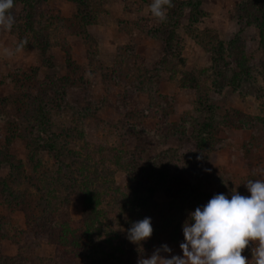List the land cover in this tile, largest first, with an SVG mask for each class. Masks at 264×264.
<instances>
[{"label":"rangeland","instance_id":"rangeland-1","mask_svg":"<svg viewBox=\"0 0 264 264\" xmlns=\"http://www.w3.org/2000/svg\"><path fill=\"white\" fill-rule=\"evenodd\" d=\"M127 1L129 7L123 0H91L87 8L77 0H36L32 18L27 5L18 2L11 9L12 29L0 27V256L14 257L18 264H92L104 257V244L92 243L78 252L55 239V223L79 226L84 195L69 193L83 190L92 179L111 188L102 198L108 220L121 199L149 203L143 216L129 217L123 231L127 255L113 253L120 263L111 264H137L163 244L172 255L182 256L179 226L190 212L216 194L230 196L236 190L250 195L244 184L264 179V51L258 28L239 18L245 0H183L200 1L202 13L198 26L188 25L186 18L181 22L177 50L184 63L167 56L161 36H146L130 26L153 18L150 4ZM193 31L201 37L195 38ZM213 32L228 47L238 36L242 40L251 72L235 68L243 74L239 82L228 78L229 63L236 61L227 55L228 65H220L227 77L217 74L216 43L208 39ZM21 42L24 46L16 52ZM5 48L13 54L7 55ZM121 49L126 51L123 62L137 61L130 73L142 68L151 71V79L144 74V84L128 87L124 66L122 76L114 77L121 70ZM165 58L167 67L162 65ZM47 78L61 79L64 89L50 90L40 99L38 85ZM198 101L221 117L231 114L233 124L221 127L191 173L169 176L148 192L154 176L128 159L136 152L140 130H154L161 118L168 124L192 119ZM154 105L166 112L151 116ZM85 109L90 113L86 118L80 112ZM239 112L260 118L262 124H247L238 119ZM48 140L59 152L47 146ZM170 140L168 147L183 144ZM108 149L122 156L124 168L106 161ZM155 153L146 154L140 164ZM178 207L183 212L179 220L173 217ZM144 217L151 218L153 234L138 246L127 239V230ZM252 247L254 242L242 253L248 260Z\"/></svg>","mask_w":264,"mask_h":264},{"label":"trees","instance_id":"trees-1","mask_svg":"<svg viewBox=\"0 0 264 264\" xmlns=\"http://www.w3.org/2000/svg\"><path fill=\"white\" fill-rule=\"evenodd\" d=\"M90 1L91 0H77V3L88 8L89 6H87V4H89ZM123 1L126 2L127 6L129 7V2L127 0ZM18 2H22L27 5V7L30 9V11H28L29 17L32 18L31 9L34 6L36 0H14V6ZM138 3L139 4L137 6H142L143 4H151L152 2L151 0H140V2ZM200 7V1L195 3L193 1L188 2L183 0H172V6L167 8L166 19L164 21H159L155 17H153L152 19H139L134 22H130V26H134L136 30L140 31L146 36H161L164 40L167 56H172L179 62L184 63V60L179 59L180 53L177 50L180 44L179 37L182 29L181 22L183 18H186L188 25L194 27L196 25L198 26L199 17L200 15H202ZM187 10H189L188 14H186ZM239 18L241 21L246 20L248 24H254L258 28L261 48L262 51H264V0H245L242 4L241 14ZM193 33L195 34L193 35L195 36V38L201 37V34H198L197 31H193ZM208 39L210 40V42L216 43V48H213V53L217 74L222 73L224 75L223 78L227 77V74L223 73L222 69H220V65L227 66L228 63H226V60L228 57L229 59H233L236 61V64L234 65H232V63H229V68L227 69V71L230 75H228V78L231 80L236 77L237 79H234L233 83H235L236 81L239 82L242 79L243 74H236L237 72L235 68L242 70L243 73L248 72L250 68V62L248 61L249 58L247 57L246 51L244 50V44L242 40L239 39L238 36L228 47L223 41L220 40L216 32H213L211 39ZM37 42L39 47L45 48V45H43V43H41L39 40H37ZM121 50L117 53V63L119 62V60L122 62L120 63L121 70L116 72L115 74H112L114 77L122 76V73H124V66L126 67V70H129L127 76L128 87H135L134 85H137L138 83H141V85L144 84V74L151 79V71L148 70L145 73L142 71V68H139L136 73L132 72L131 74L130 72L133 70L131 69L132 64H136L137 61L135 59L134 61L127 60L126 62H123L121 60V57H125L126 51H123V49ZM262 63L264 66V59ZM165 64L167 67L168 59L166 58L162 62L163 66ZM69 68L72 70L77 69L75 65L72 66L71 64ZM217 68L219 69L217 70ZM78 70H80L79 67ZM249 72H251V68ZM60 82L62 83L63 81L57 78H47L46 81L40 83L38 85L40 99H45L47 97L46 95L48 94L47 92H49L50 90H57L58 92L60 90H63L64 87L61 88ZM38 86L36 87L38 88ZM160 110L166 112L164 107L161 106L159 108L158 106L154 105L151 111V116H154V114ZM80 112L81 114H83L84 118L90 115V113L87 112L86 109L81 110ZM196 113V117L192 119L183 118L180 123L168 124L165 120H163V118H161V121L154 130L149 132L140 130L139 144L135 148L136 152L129 155L128 159L135 162L134 166H136V168L137 165L140 168L143 167L151 178L152 176H154L153 179L148 180V192H152L155 189V184L164 182V180H166L169 176L180 178L181 175L185 173H191L195 165L201 161V158H203V154L205 153V151L208 150L209 146L212 145L215 141V134L221 129L222 126L229 127L233 124V118L231 114H227L226 116L221 117L217 115L205 101H198L196 103ZM236 116L238 117V119L245 120L247 124H262L260 118L251 117L245 115L242 112L237 113ZM138 128L139 127L136 126L135 131H137ZM171 138L176 139L179 144L181 142H183V144L178 148L174 147V145L168 147L169 145L167 142ZM173 139H171L170 141H173ZM48 141L50 143H46L47 146L51 148V150H59V148L57 149L54 141ZM106 153V161H110L114 163V165L116 164L118 167L124 168V165H122L121 163L123 160L122 156L117 155L113 151V149H108ZM152 153L155 154L151 155V157H148L146 163L140 164L142 162V159L146 157V154ZM59 154H62V152ZM84 184H86V186L83 187V190L77 192L72 191L71 193H69V195L79 193L84 195L83 218L78 224V227H73L68 222L59 224L53 223L55 226H57L55 236L56 242L59 246L62 247L69 244V248L78 250V252H81L84 249L87 250V247L92 243H101L105 245L108 251H105V253L103 252L104 257H102L100 260L98 259L93 261L92 264H111L114 261L120 263L119 259H115L116 256L113 253H119L121 254V256L127 255L124 249V245L126 243V234L123 231L128 227V219L133 214L143 216L146 210H149V203H147L146 200L142 198H139L137 202H130L126 199H121L116 211L115 209L112 210V212H115V214L110 213L108 215V217L112 216V219L108 220L106 218L105 211H102V207L104 205V203L102 202V198L109 194L108 189L111 188L102 184L101 181H96L93 179L87 181ZM97 188L107 189L97 190ZM182 213L183 212L178 207L173 217L176 216L179 220L183 215ZM182 224L179 227H182ZM18 257L19 263H21L22 257ZM0 264H18V261L14 257L0 256Z\"/></svg>","mask_w":264,"mask_h":264},{"label":"clouds","instance_id":"clouds-1","mask_svg":"<svg viewBox=\"0 0 264 264\" xmlns=\"http://www.w3.org/2000/svg\"><path fill=\"white\" fill-rule=\"evenodd\" d=\"M171 6L172 0H152L149 7L153 17L164 21ZM13 7L14 0H0V27L4 30H11L15 23ZM24 43L15 51L19 52ZM4 52L13 54L7 48ZM244 185L250 195L236 190L230 196L216 194L188 214L182 224V256L172 255V249L163 244L150 257L138 258L137 264H264V179L248 180ZM152 234V220L144 217L131 223L127 239L141 246ZM250 242L254 247L252 259L248 260L242 253Z\"/></svg>","mask_w":264,"mask_h":264}]
</instances>
